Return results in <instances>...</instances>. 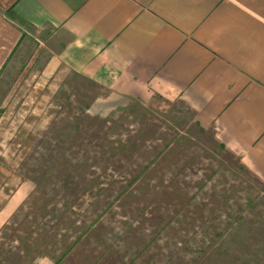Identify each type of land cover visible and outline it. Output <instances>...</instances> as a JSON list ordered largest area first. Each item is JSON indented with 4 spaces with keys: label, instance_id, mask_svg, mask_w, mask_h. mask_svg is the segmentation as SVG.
Here are the masks:
<instances>
[{
    "label": "rangeland",
    "instance_id": "374dc122",
    "mask_svg": "<svg viewBox=\"0 0 264 264\" xmlns=\"http://www.w3.org/2000/svg\"><path fill=\"white\" fill-rule=\"evenodd\" d=\"M23 29L0 69V264H264V178L213 124L160 95L98 114L109 89Z\"/></svg>",
    "mask_w": 264,
    "mask_h": 264
},
{
    "label": "crops",
    "instance_id": "0c3cea01",
    "mask_svg": "<svg viewBox=\"0 0 264 264\" xmlns=\"http://www.w3.org/2000/svg\"><path fill=\"white\" fill-rule=\"evenodd\" d=\"M23 24L54 31L60 59L109 89L92 111L184 98L264 178V0H0V69Z\"/></svg>",
    "mask_w": 264,
    "mask_h": 264
}]
</instances>
